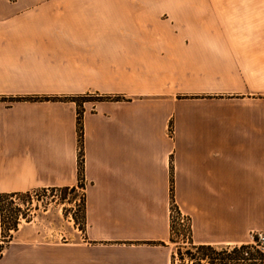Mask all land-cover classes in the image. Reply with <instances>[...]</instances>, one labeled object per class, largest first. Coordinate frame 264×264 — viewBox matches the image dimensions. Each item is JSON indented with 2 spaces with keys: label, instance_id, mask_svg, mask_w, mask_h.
Here are the masks:
<instances>
[{
  "label": "crops",
  "instance_id": "1",
  "mask_svg": "<svg viewBox=\"0 0 264 264\" xmlns=\"http://www.w3.org/2000/svg\"><path fill=\"white\" fill-rule=\"evenodd\" d=\"M234 1L247 13L255 4ZM210 2L0 7V97H56L0 102V194L77 187L79 142L84 179L79 240L15 243L0 264H171V197L193 245H241L264 232L263 120L204 94L217 52L152 41L205 19ZM76 97L97 98L82 102L80 139Z\"/></svg>",
  "mask_w": 264,
  "mask_h": 264
},
{
  "label": "rangeland",
  "instance_id": "2",
  "mask_svg": "<svg viewBox=\"0 0 264 264\" xmlns=\"http://www.w3.org/2000/svg\"><path fill=\"white\" fill-rule=\"evenodd\" d=\"M37 1L39 0H0V7H4L5 3L9 2H17V7L20 8L31 7V3ZM211 2L208 4V13L204 15L205 19L176 22V36L152 38L153 44L159 45L158 48H210L217 52L218 57L210 58L204 66L205 72L211 76L206 83L202 84L208 88L204 94L207 93V97L217 99L223 106L253 107L257 111L256 123L262 120L264 123V90L261 89L264 79L262 76L264 0H255V4L251 5L250 13L239 10L242 5L235 4L234 0H211ZM28 98V96L8 99L0 97V102L9 105L15 101L28 100ZM49 99H56V97ZM73 99L78 105L77 124L80 139L82 102L95 101L97 98L76 97ZM172 133L173 130L170 128L169 135L172 136ZM80 144L79 142L77 187L43 188L10 198L0 197V258L7 252V248L14 246L15 243L19 245L30 243L33 246L47 243L49 247L56 248L79 240L78 235L82 233L79 230H82L84 220V179L80 170L82 160ZM176 212L180 213L177 206L175 205L174 208V205L170 204V240L175 243L171 264H209L208 258H199L200 253L191 243L187 216L189 230L187 240L182 230H180L181 236L171 234V228L176 224L172 216L174 218ZM73 227L76 229L74 230ZM244 244L235 245L233 249H230L232 246H212L216 251L225 250V253L211 255L223 259L216 258L214 263L264 264V256H258L256 251H251L253 257L250 256V259L257 258V261H238L240 249L237 250L236 246L241 248ZM49 252L57 251L53 249Z\"/></svg>",
  "mask_w": 264,
  "mask_h": 264
},
{
  "label": "built area",
  "instance_id": "3",
  "mask_svg": "<svg viewBox=\"0 0 264 264\" xmlns=\"http://www.w3.org/2000/svg\"><path fill=\"white\" fill-rule=\"evenodd\" d=\"M172 219H174V224L171 228V234L181 236L182 233H185V240H187L188 235V218L181 214V213H174V218L172 216ZM181 228V229H180ZM182 230V233L181 231ZM234 246H232L230 249H233ZM236 246V249L239 250V258L238 261H257V258L250 259L251 251H256L258 253V256H264V232L263 231H252L249 232V240L241 246ZM253 257V256H251Z\"/></svg>",
  "mask_w": 264,
  "mask_h": 264
},
{
  "label": "trees",
  "instance_id": "4",
  "mask_svg": "<svg viewBox=\"0 0 264 264\" xmlns=\"http://www.w3.org/2000/svg\"><path fill=\"white\" fill-rule=\"evenodd\" d=\"M40 98V99H39ZM43 99H49L48 97H29L28 100H43ZM100 100V99H98ZM79 130L81 132L82 128H81V125L79 126ZM80 168H81V164H80ZM81 170V169H80ZM17 194H14V193H3V194H0V197H12V196H15ZM170 204L171 205H174V208H175V203H174V200L173 198L171 197L170 198ZM83 217H84V213H83ZM13 228L15 229V226H13ZM197 252L200 253V257L199 258H208L209 259V264H215L214 263V260L218 257H212L211 255H218V254H222V253H225V250L223 249H220L218 251H216L214 249V247L210 246V245H194ZM191 257L193 256L192 254L190 255ZM197 260H199L198 258H196ZM219 259V258H218ZM219 260H223V259H219ZM222 262V261H221ZM218 264H225V263H218Z\"/></svg>",
  "mask_w": 264,
  "mask_h": 264
}]
</instances>
